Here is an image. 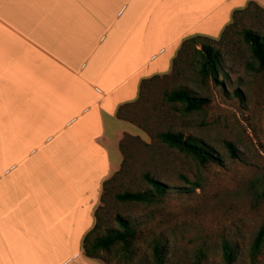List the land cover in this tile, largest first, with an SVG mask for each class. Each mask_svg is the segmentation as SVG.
Returning <instances> with one entry per match:
<instances>
[{
  "label": "crops",
  "instance_id": "1",
  "mask_svg": "<svg viewBox=\"0 0 264 264\" xmlns=\"http://www.w3.org/2000/svg\"><path fill=\"white\" fill-rule=\"evenodd\" d=\"M250 1L0 0V264H106L82 243L133 132L119 107Z\"/></svg>",
  "mask_w": 264,
  "mask_h": 264
},
{
  "label": "rangeland",
  "instance_id": "2",
  "mask_svg": "<svg viewBox=\"0 0 264 264\" xmlns=\"http://www.w3.org/2000/svg\"><path fill=\"white\" fill-rule=\"evenodd\" d=\"M246 28L264 34L263 7L252 5L239 13L236 24L215 43L223 51L218 82L202 79L199 64L184 59L181 76H174L170 69L169 75L143 87L142 99L124 107L122 118L131 122L126 124L133 131L121 148V166L126 170L108 185L104 201L101 188L98 206H103V219L98 234L118 227V213L142 221L141 233L132 262L121 258L113 247L100 251L106 264H154L151 241L159 235L169 239L166 264H225L224 238L239 245V264H250L249 248L264 226V71L258 68L251 45L242 35ZM182 85L209 97L208 105L185 113L179 103L169 104L165 93ZM167 129L211 146L223 161L202 164L152 136ZM227 142L237 147L238 157H231ZM146 170L173 188L166 199L153 205L119 201L115 197L118 191L147 188L142 177ZM193 183L198 185L191 191L182 189ZM259 261L264 264V250Z\"/></svg>",
  "mask_w": 264,
  "mask_h": 264
},
{
  "label": "trees",
  "instance_id": "3",
  "mask_svg": "<svg viewBox=\"0 0 264 264\" xmlns=\"http://www.w3.org/2000/svg\"><path fill=\"white\" fill-rule=\"evenodd\" d=\"M252 5L260 6L256 2L250 1L245 8L234 10L231 22L223 28L219 38L204 34H194L185 37L172 59L171 74L174 76H181L183 72L181 63L184 59H190L199 64L198 73L202 79L211 78L215 82H218L221 72L223 71V51L216 44L217 42H220L224 35H226L236 24L238 14L242 11L249 10ZM242 35L245 41L251 45L253 57L258 62V68L264 71V34H259L250 28H246L242 31ZM191 53L194 54L193 57L191 56ZM161 75L166 76L169 74L168 72L155 74L151 77L144 78L141 81L138 99H142L143 87L151 80ZM219 83L223 84V80ZM237 93L240 94L239 91H237ZM165 98L172 106L179 103L182 106V111L185 113L202 110L209 103V97L198 95L192 89L183 85L166 92ZM137 100L121 105L117 112L118 115L122 118L124 107ZM143 129L152 133L151 128L143 126ZM152 136L158 138L161 143L166 144L171 148H176L180 152L193 156L202 164L210 161H223L221 155L211 146L192 137H187L181 131H175L172 129L159 130L155 134H152ZM131 137V134L125 133L120 141V148H123L125 140L130 139ZM226 145L231 157H238L237 147L231 142H227ZM122 166L111 177L104 180L101 200L104 201L105 199V195L108 192V185L116 179L118 175L125 172L126 167L124 165ZM142 177L144 182L148 185L147 188L135 191L129 189L118 191L116 192L115 197L121 202L153 205L162 203L171 193V189H173L149 170L144 171ZM197 185L198 183H193V186H183L182 189H190L189 191H191ZM261 196L264 197V188ZM102 209L103 206L101 205L97 207L95 211V224L83 238L82 247L84 254L92 258H101V250L108 251L113 247H117L116 250L121 258L132 262L136 257L135 244L141 233L140 225L142 224V221L140 222L137 219L118 213L115 216L118 227L109 228L103 234H98L103 219V214L101 212ZM151 246L153 250L154 264H166L169 252V239L163 235L156 236L151 241ZM263 250L264 226L259 229L249 248L248 257L250 264H259V257ZM200 253H203L202 249L200 250ZM222 258L225 264H239L241 259L239 245L233 240L224 238L222 240Z\"/></svg>",
  "mask_w": 264,
  "mask_h": 264
}]
</instances>
